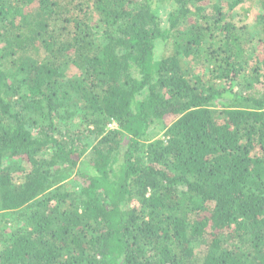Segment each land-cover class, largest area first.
I'll use <instances>...</instances> for the list:
<instances>
[{"label": "trees", "instance_id": "obj_1", "mask_svg": "<svg viewBox=\"0 0 264 264\" xmlns=\"http://www.w3.org/2000/svg\"><path fill=\"white\" fill-rule=\"evenodd\" d=\"M203 1L0 0V264H264V0Z\"/></svg>", "mask_w": 264, "mask_h": 264}, {"label": "rangeland", "instance_id": "obj_2", "mask_svg": "<svg viewBox=\"0 0 264 264\" xmlns=\"http://www.w3.org/2000/svg\"><path fill=\"white\" fill-rule=\"evenodd\" d=\"M229 0H205L203 1L201 4H204V11L206 13H211L213 11V7L215 4H218L219 7L221 8V11L223 13H225L226 20L230 21V23H233L236 27L240 28V26L242 27H246L245 32L248 33L249 35L251 34V29L254 27L255 24V20L257 19L260 11L258 9V5H257V0H246L243 3L237 5L236 7H234L233 9H228V3L227 2ZM166 9L165 6H160L157 9V13L159 15V18L161 20V25L165 26L167 25L166 22ZM97 16L95 15L93 17V21L97 20ZM194 19H197L198 17L193 16ZM186 25H183V27H185ZM170 49V46L164 47L160 50H158V53L164 54L167 53ZM204 68L200 67V66H196L194 68V72L195 74H198L199 72H201ZM68 74H74L77 73V70L74 69L73 67L70 66V69L67 72ZM174 119V117H167L165 118L162 123H155L150 129H149V139L150 140H155V139H166L165 135H164V131L165 125H168L172 122V120ZM114 126V124H111V127ZM68 178H66L64 181H70L72 183V185H74V180L76 179V169L72 170L68 176ZM71 185V186H72ZM198 256L200 255L202 248H197L196 249Z\"/></svg>", "mask_w": 264, "mask_h": 264}]
</instances>
